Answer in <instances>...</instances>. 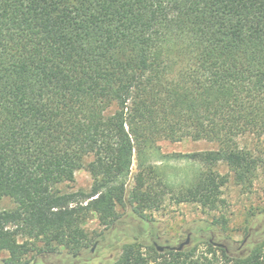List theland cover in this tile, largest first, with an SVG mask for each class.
<instances>
[{"label": "trees", "instance_id": "1", "mask_svg": "<svg viewBox=\"0 0 264 264\" xmlns=\"http://www.w3.org/2000/svg\"><path fill=\"white\" fill-rule=\"evenodd\" d=\"M188 138L217 148L180 154L202 168L173 184L149 157ZM262 143L264 0H0L5 264L78 256L92 217L102 239L124 220L119 207L142 218L167 200L220 211L225 186L257 180ZM81 169L91 188L69 190ZM152 241L124 245L114 264H264V250L237 253L212 234L199 253Z\"/></svg>", "mask_w": 264, "mask_h": 264}, {"label": "rangeland", "instance_id": "2", "mask_svg": "<svg viewBox=\"0 0 264 264\" xmlns=\"http://www.w3.org/2000/svg\"><path fill=\"white\" fill-rule=\"evenodd\" d=\"M159 145L160 152L149 157V162L156 163L173 184L190 183L202 168L200 162L183 158L179 156L180 154L217 148L213 142L192 138L179 142L163 140ZM251 145L255 149V144ZM259 148L261 150L257 151L264 152V143ZM218 169L222 173L229 172L225 164L219 165ZM136 171L137 160L135 159L127 184L128 190L134 184L133 176ZM92 183L93 179L88 170L81 169L76 173V181L70 184L68 189L89 190ZM223 191L226 205L222 210L215 212L205 210L197 204H178L167 200L159 210L148 212L147 218H142L136 215L131 207H119V213L124 220L117 229L102 239L101 236L98 237V234L104 231V227L99 224L95 215L87 224L92 239L82 254L74 256L63 250L59 254L48 256L34 264H114L124 245L150 243L153 239H157L158 248L162 246L164 249L178 247L189 239V243L185 245L186 250L196 248L199 253L206 249V241L211 234L219 243L235 242L232 245L237 253L247 255L253 250H264V167L261 168L251 188L245 190L231 181ZM0 207L10 208L13 207V203L6 199ZM221 215L228 220L225 226L218 224L211 231L196 233L197 229L207 228L216 217ZM7 256L8 252L0 251V264H5L4 259Z\"/></svg>", "mask_w": 264, "mask_h": 264}, {"label": "water", "instance_id": "3", "mask_svg": "<svg viewBox=\"0 0 264 264\" xmlns=\"http://www.w3.org/2000/svg\"><path fill=\"white\" fill-rule=\"evenodd\" d=\"M189 243V239L186 241V242H184V243H182L181 245H179L178 247H171V249H174V250H178V251H180V250H182L184 247H185V245L186 244H188ZM159 250L160 251H163L164 250V247H162V246H159Z\"/></svg>", "mask_w": 264, "mask_h": 264}]
</instances>
